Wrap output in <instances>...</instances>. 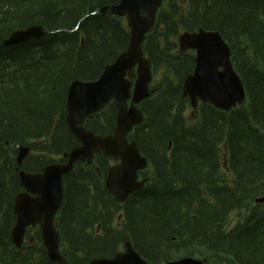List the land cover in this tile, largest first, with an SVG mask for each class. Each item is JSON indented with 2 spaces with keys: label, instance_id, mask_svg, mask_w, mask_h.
I'll list each match as a JSON object with an SVG mask.
<instances>
[{
  "label": "trees",
  "instance_id": "1",
  "mask_svg": "<svg viewBox=\"0 0 264 264\" xmlns=\"http://www.w3.org/2000/svg\"><path fill=\"white\" fill-rule=\"evenodd\" d=\"M119 1L0 0V43L32 25L48 32L0 48V264H58L39 227L28 228L21 248L12 243L18 170L65 163L63 155L80 145L66 125L68 88L97 80L127 49L126 22L109 11ZM198 29L217 32L230 48L246 100L229 112L207 103L193 110L182 98L195 58L179 52L177 38ZM142 51L151 95L138 105L143 121L128 139L148 162L139 172L144 185L118 203L105 186L110 160L97 154L91 164L75 163L55 219L62 258L87 264L129 242L150 264L184 257L264 264V203L254 202L264 197V0H165ZM116 115L110 101L83 126L112 135ZM20 146L30 153L17 170Z\"/></svg>",
  "mask_w": 264,
  "mask_h": 264
},
{
  "label": "water",
  "instance_id": "2",
  "mask_svg": "<svg viewBox=\"0 0 264 264\" xmlns=\"http://www.w3.org/2000/svg\"><path fill=\"white\" fill-rule=\"evenodd\" d=\"M165 0H120L109 7L115 17L124 18L129 29V44L116 60L107 65L99 78L92 82L74 81L66 97V124L72 136L80 144L64 155L65 163H53L40 173L18 171L19 187L23 190L14 201L15 226L11 231L12 243L19 248L28 227L39 226L43 246L49 261L67 264L62 258L60 235L54 224L62 204V179L72 171L76 162H92L100 154L118 162L112 165L106 176V189L114 199L122 203L143 183L137 181L138 171L147 161L127 135L143 120L137 105L150 95L151 67L142 51L145 35L155 22L158 9ZM105 8L99 12L103 14ZM48 34L41 26L32 25L12 32L0 43L1 47L38 40ZM180 52L193 51L195 66L182 84V97L188 98L193 109L198 103H208L215 109L228 112L245 101L241 80L233 69L230 49L217 32L198 29L184 32L178 37ZM135 71V72H134ZM117 108L114 133L96 136L83 127L88 116L98 112L109 101ZM130 102V104H128ZM29 148H18L17 169L28 156ZM264 203V197L254 201ZM87 264H150L143 260L129 242L124 251L113 258L94 259ZM165 264H203L201 260L185 257Z\"/></svg>",
  "mask_w": 264,
  "mask_h": 264
},
{
  "label": "bare ground",
  "instance_id": "3",
  "mask_svg": "<svg viewBox=\"0 0 264 264\" xmlns=\"http://www.w3.org/2000/svg\"><path fill=\"white\" fill-rule=\"evenodd\" d=\"M29 237H30V242H32V235L30 234L29 235ZM26 238H27V232H25V235H24V239H23V243H22V245L19 247V248H21L22 246H23V244H25L26 243ZM14 245V244H13ZM17 248V247H16ZM18 248V249H19ZM113 258V257H112ZM181 259V258H180ZM144 260V259H143ZM148 263V262H147Z\"/></svg>",
  "mask_w": 264,
  "mask_h": 264
},
{
  "label": "rangeland",
  "instance_id": "4",
  "mask_svg": "<svg viewBox=\"0 0 264 264\" xmlns=\"http://www.w3.org/2000/svg\"><path fill=\"white\" fill-rule=\"evenodd\" d=\"M55 160V162H57V158H55L54 159ZM114 164V163H113ZM225 169V167H223V170ZM225 171V170H224ZM233 222H235V215L234 214H232L231 215V223H233ZM196 259H199V258H196ZM199 260H201V259H199Z\"/></svg>",
  "mask_w": 264,
  "mask_h": 264
}]
</instances>
